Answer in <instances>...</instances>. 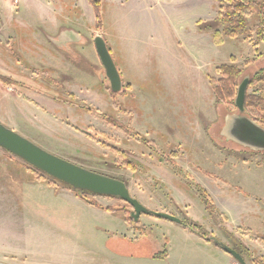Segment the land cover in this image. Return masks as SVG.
<instances>
[{
    "label": "rangeland",
    "instance_id": "1",
    "mask_svg": "<svg viewBox=\"0 0 264 264\" xmlns=\"http://www.w3.org/2000/svg\"><path fill=\"white\" fill-rule=\"evenodd\" d=\"M90 2L0 0V76L6 78H0V122L54 155L124 181L146 208L182 224L145 214L126 222L128 203L85 193L114 209L106 220L70 204L57 193L73 192L66 184L0 147V255L6 254L0 261L118 264L106 258L115 253L127 264L133 256L113 252V240L103 238L116 231L144 235L154 255L166 249L156 262L136 256L137 264H222L195 240L201 233L240 251L246 264L264 263V153L223 137L239 135L223 129L234 108L215 100L209 79L219 77L220 64L262 74L264 31L258 38L257 18H248L243 35L216 45L218 0H101L100 29ZM45 9L49 17L42 18ZM170 12L193 16L172 23ZM65 30L77 35L62 41ZM95 34L104 37L125 87L114 96ZM248 91L261 93L259 85ZM202 190L213 209L205 208ZM40 216L57 224L29 223ZM121 216L129 226L118 231Z\"/></svg>",
    "mask_w": 264,
    "mask_h": 264
},
{
    "label": "trees",
    "instance_id": "2",
    "mask_svg": "<svg viewBox=\"0 0 264 264\" xmlns=\"http://www.w3.org/2000/svg\"><path fill=\"white\" fill-rule=\"evenodd\" d=\"M90 4L93 8L94 17L96 20L95 27L97 29L101 28L100 19V3L101 0H90ZM221 3L219 21L222 24L221 30H215L213 33V41L216 45H221L223 43V38L227 37L229 39H235L240 35H243L247 31L248 18L250 16H255L257 21L255 22L254 31H256L258 38L263 36L264 31V2L256 0H218ZM262 34V36H261ZM108 47V46H107ZM109 49V48H108ZM111 53V52H110ZM216 71L219 75L217 79L209 78L213 82L212 93L215 100L224 106L229 105L234 108V111H229L224 116V128L237 129L239 135L235 137H226L234 144L246 147L248 149L254 150L255 152L264 153V71L262 74L255 76H250V74H242V69L234 64H220L216 67ZM0 78L6 79L4 76ZM245 82V94L243 100V107L238 108L236 104V98L239 86ZM260 86V94L254 92H249L248 90L252 86ZM111 95H116L109 88ZM108 122L112 126L124 129L119 122H117L112 117H107ZM222 129V130H223ZM127 130V129H126ZM125 130V131H126ZM236 130V131H237ZM127 166H131L129 161H124ZM37 171H40L34 168ZM42 172V171H40ZM44 173V172H42ZM45 174V173H44ZM54 179V178H53ZM68 186V185H67ZM69 187V186H68ZM70 188V187H69ZM71 189V188H70ZM77 197L87 202L88 204L97 207L99 209L112 212L114 209L110 207H102L97 202L90 201L83 191L73 190ZM203 192V190H202ZM205 192V191H204ZM203 192V195L205 194ZM206 198L202 197V201L205 204L206 209H213L211 199L208 195H204ZM126 222L133 221V217L130 216V211L126 213ZM184 223V222H183ZM195 224H190L188 228L191 231L197 230L194 226ZM201 238L206 239L205 234H199ZM166 256V249H163L154 257L162 258Z\"/></svg>",
    "mask_w": 264,
    "mask_h": 264
},
{
    "label": "water",
    "instance_id": "3",
    "mask_svg": "<svg viewBox=\"0 0 264 264\" xmlns=\"http://www.w3.org/2000/svg\"><path fill=\"white\" fill-rule=\"evenodd\" d=\"M92 40L99 61L104 69L105 76L109 81L110 90L113 93H118L122 90L123 82L107 47V43L104 37L98 34H95ZM245 86L246 83L243 82L238 88L236 104L239 109L243 107ZM0 147L16 155L30 166L68 185L73 190H79L97 196L117 197L123 200L132 207L130 215L134 221L141 214H145L178 224L182 223V220L175 215L146 208L137 199L130 196L128 187L124 181L88 170L54 155L15 132L13 129L6 127L1 122ZM209 239L222 251L236 259L239 264H246L234 248L224 244L214 236H210ZM0 264L8 263L0 261Z\"/></svg>",
    "mask_w": 264,
    "mask_h": 264
},
{
    "label": "crops",
    "instance_id": "4",
    "mask_svg": "<svg viewBox=\"0 0 264 264\" xmlns=\"http://www.w3.org/2000/svg\"><path fill=\"white\" fill-rule=\"evenodd\" d=\"M71 6H73V4ZM91 10L93 11V9H91ZM46 13H47L46 9H45V11H42V14L40 13L41 16H42V18L44 16L49 17L48 15H45ZM191 16H193V12H191L190 14L189 13L188 14H184L183 13L181 15L179 13L174 14L172 12H170L168 14V17H169V19H170V21L172 23L180 22V18H183L184 19V22H186V20H189V17H191ZM44 20L46 21V19H44ZM176 29H177V27H176ZM70 31L71 30L61 31V34H59L60 39H62V41L70 40L71 35L74 33V32H72L73 30L71 32ZM74 35H77V34L74 33ZM56 42L58 43V40ZM204 53L205 52H203V50H202L201 55L203 56ZM48 188H50V187H48ZM57 193L60 196H64V197L67 196L69 198V203L70 204H80L82 207L85 208V210L89 211L90 213L100 215L102 218H104L106 220L109 218L108 216H111V217L114 216L111 212H107L105 210L98 209L96 207H93V206L87 204L85 201H83L82 199H80L79 197H77L73 192H71L68 189L60 188V190L57 191ZM221 212L223 213L224 211L221 210ZM224 213H226V212H224ZM226 215L228 216L227 213H226ZM121 218H122L121 221H120V218H119V221L120 222L118 223V225H116V228H118V231L124 225L127 226V227L129 226V225L126 224V222L122 221L123 220V217L122 216H121ZM28 219L30 220L29 223L30 224L33 223V225L35 223H38V222L40 224L41 223L44 224L45 222H42V221H45V220H50L53 224L54 223L57 224V220H55L53 218L52 219H47L46 216L45 217L40 216V217H37V218H30V217H28ZM231 220L232 219H230V221ZM238 221H239L238 223H240L241 220H238ZM159 222H161V221H159ZM154 223H158V222L156 221ZM59 225H61V222H60ZM62 225H63V222H62ZM106 234L103 233V235H104L103 238L104 239H106V238H109L110 239L111 238L113 240V243H112V246H113L112 251L113 252H120V253H123V254H128L130 256H133V258H131V260H129L127 262V264H131V262H133L134 264H137L138 263V260H135V259H137L139 257H136V256H143L141 258H144V257H147L148 256L150 258H144V259H148V260H154L155 259V262L158 261V260H160L159 258H155L154 257V249L153 250H149V248L151 246V243H150L149 239L145 238L144 235H142V236L140 235V236L131 238L130 236H127L126 234L125 235L119 234V232H116V231L115 232L113 231V234H111V235H109L108 232ZM194 238H195V240L197 242H199V244L207 247L208 250L207 249L206 250H207L208 254L210 253V255L213 257V260L214 261H219V262L222 261V264H229L230 263V261L228 259L230 256L228 254H226L224 251H222L221 249H219L218 247H217L218 249L216 247H214V243L211 240H209V239H203V238L198 237V236L197 237H194ZM0 241H1V239H0ZM2 248H3V245H0V249H2ZM0 257H6V254H1ZM125 257L126 256L115 255V253H111V254L107 255L106 258L110 259L112 262H117L118 264H123V260L125 259ZM28 258H30V257L27 256V259ZM230 264H232V263H230Z\"/></svg>",
    "mask_w": 264,
    "mask_h": 264
},
{
    "label": "flooded vegetation",
    "instance_id": "5",
    "mask_svg": "<svg viewBox=\"0 0 264 264\" xmlns=\"http://www.w3.org/2000/svg\"><path fill=\"white\" fill-rule=\"evenodd\" d=\"M122 89L124 90L125 89V87H122ZM131 216V215H130ZM182 224V223H181ZM184 225V224H183ZM207 239V238H206ZM210 240V239H209ZM240 255H241V257H242V259L244 260V258H243V255H242V253L240 252V251H238V250H236ZM230 256V255H229ZM231 257V256H230ZM234 259V258H233ZM234 260H236V259H234ZM244 262H245V260H244ZM246 263V262H245ZM254 264H264L262 261H256V262H254Z\"/></svg>",
    "mask_w": 264,
    "mask_h": 264
}]
</instances>
